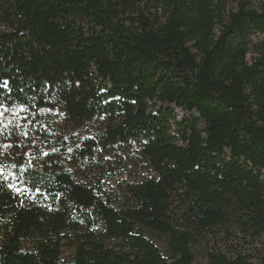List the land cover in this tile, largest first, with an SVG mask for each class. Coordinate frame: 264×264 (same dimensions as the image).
Listing matches in <instances>:
<instances>
[{
    "label": "trees",
    "instance_id": "16d2710c",
    "mask_svg": "<svg viewBox=\"0 0 264 264\" xmlns=\"http://www.w3.org/2000/svg\"><path fill=\"white\" fill-rule=\"evenodd\" d=\"M0 104V264H264V0H0Z\"/></svg>",
    "mask_w": 264,
    "mask_h": 264
},
{
    "label": "rangeland",
    "instance_id": "374dc122",
    "mask_svg": "<svg viewBox=\"0 0 264 264\" xmlns=\"http://www.w3.org/2000/svg\"><path fill=\"white\" fill-rule=\"evenodd\" d=\"M177 118H182L183 116H188L189 114L186 111L176 110ZM44 119L49 120L48 126L46 124L47 130H50L51 126H58L60 117L52 112H44L43 113ZM58 130H61L58 128ZM10 137V133L6 132V128L0 126V166H4L0 168V173H2V176L7 178L8 180H16L19 175L20 168L22 166L26 165H33V157L36 155L35 151H37L40 144H42V140L40 139L36 148H28L26 150H23V152L20 148L11 145V142L7 140ZM43 138L46 139H52L50 136L44 135ZM7 141L5 143L4 141ZM9 145V146H6ZM11 145V146H10ZM15 165L16 167H13ZM63 255H68V252L66 250L63 251Z\"/></svg>",
    "mask_w": 264,
    "mask_h": 264
},
{
    "label": "snow or ice",
    "instance_id": "6c2138e0",
    "mask_svg": "<svg viewBox=\"0 0 264 264\" xmlns=\"http://www.w3.org/2000/svg\"><path fill=\"white\" fill-rule=\"evenodd\" d=\"M3 86L4 87H7L6 82H5V84ZM0 109H2V110H0V116H3L4 113L8 111V109L3 108V105L2 104H0ZM24 110L25 109H21V111H24ZM25 135H26V133H25ZM2 167H4V166H0V168H2ZM13 167H16V166L13 165ZM0 175H2V173H0ZM8 187H13V185L9 184Z\"/></svg>",
    "mask_w": 264,
    "mask_h": 264
}]
</instances>
